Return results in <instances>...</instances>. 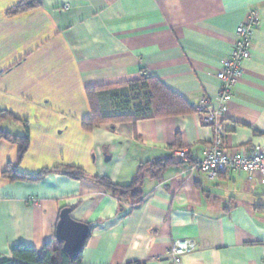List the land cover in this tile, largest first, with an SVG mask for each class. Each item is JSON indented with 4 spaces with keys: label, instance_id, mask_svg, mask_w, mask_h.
Here are the masks:
<instances>
[{
    "label": "crops",
    "instance_id": "crops-1",
    "mask_svg": "<svg viewBox=\"0 0 264 264\" xmlns=\"http://www.w3.org/2000/svg\"><path fill=\"white\" fill-rule=\"evenodd\" d=\"M25 2L35 7L18 10ZM252 11L260 20L253 54L224 118L226 148L248 152L264 147V0H0V131L24 137L27 129L30 138L23 154L0 140V260L21 244L43 249L69 209L91 229L83 264H172L169 250L183 239L196 249L182 264H264L259 177L212 180L175 156L203 161L214 133L202 117L83 126L92 117L89 89L142 75L189 105L216 97L217 75ZM172 155L174 165L145 179L137 204L94 181L128 186L140 166ZM69 168L87 177L72 179ZM14 171L50 173L13 181L5 173Z\"/></svg>",
    "mask_w": 264,
    "mask_h": 264
},
{
    "label": "trees",
    "instance_id": "trees-1",
    "mask_svg": "<svg viewBox=\"0 0 264 264\" xmlns=\"http://www.w3.org/2000/svg\"><path fill=\"white\" fill-rule=\"evenodd\" d=\"M35 7L34 4L30 2H25L20 4L17 8L20 11L29 10ZM110 88H121L129 87L133 93L149 92V100L147 110H145V115L138 114L140 109L136 107V114H131L129 116H120L114 119L102 117L100 110L96 103V93L99 90H103L106 86L94 87L88 90V99L90 102L92 117L83 122V126L86 130L92 131L95 127L104 123H122V122H136L137 120L146 118H168V117H178L189 114H196L193 109V105H189L180 96L174 94L168 90L164 85H162L158 80L142 75L140 80L128 83L121 86H108ZM148 95V94H147ZM148 97V96H147ZM6 116L2 114L0 121L5 119ZM6 139L9 141H14L20 145V154H23L29 146V133L26 129V135L24 137H12L0 131V140ZM175 164V157L169 156L165 159L147 163L146 165L140 166L136 177L133 182L128 186H120L113 183L108 178H95L94 181L103 186L114 198L120 200H127L134 204L141 201L142 198V186L147 177L152 179L159 178L164 171ZM198 163H188V165H196ZM179 165H186L185 163ZM15 173H5L13 181L21 180H32L37 181L41 179L44 175L50 173V171H43L34 177L24 176L17 171ZM64 173L72 179H83L87 175L83 171L76 169H66ZM91 236V229L89 231L88 238ZM87 238V240H88ZM86 240V241H87ZM86 243V242H85ZM85 245V244H84ZM12 258H4L0 260V264H83L82 262V251L75 261H72L69 256L63 250L62 244L57 243L56 239L47 242L43 249L37 250L33 247L26 245H19L15 247L12 251Z\"/></svg>",
    "mask_w": 264,
    "mask_h": 264
},
{
    "label": "built area",
    "instance_id": "built-area-1",
    "mask_svg": "<svg viewBox=\"0 0 264 264\" xmlns=\"http://www.w3.org/2000/svg\"><path fill=\"white\" fill-rule=\"evenodd\" d=\"M260 26L258 13L252 11L246 22L241 24L235 33V42L231 56L225 61L217 78L222 85L219 94L214 98L205 97L193 105L196 114L202 117L203 123L213 130L212 143L205 150V158L196 165H189V172L205 174L215 180L228 172L244 174L253 181L259 177L264 184V147L251 151L245 149L228 150L226 148L227 131L224 118L228 111V102L234 89L239 85L244 74V63L250 59L254 50V33ZM2 113L0 111V118ZM175 156L183 163L189 160L185 151H178ZM196 249L192 239L177 240L169 250L172 264H182V258Z\"/></svg>",
    "mask_w": 264,
    "mask_h": 264
},
{
    "label": "rangeland",
    "instance_id": "rangeland-1",
    "mask_svg": "<svg viewBox=\"0 0 264 264\" xmlns=\"http://www.w3.org/2000/svg\"><path fill=\"white\" fill-rule=\"evenodd\" d=\"M115 89L117 88H110L106 86V88L99 90L96 93V103L102 117L114 119L120 116L136 114V107L139 108V105H141L142 108H139L140 112H138V114L145 115V110H147L148 103L150 102L149 92L133 93L129 87L128 89Z\"/></svg>",
    "mask_w": 264,
    "mask_h": 264
},
{
    "label": "water",
    "instance_id": "water-1",
    "mask_svg": "<svg viewBox=\"0 0 264 264\" xmlns=\"http://www.w3.org/2000/svg\"><path fill=\"white\" fill-rule=\"evenodd\" d=\"M90 228L86 224L74 221L69 209L61 213L55 239L62 244L63 250L72 261L78 259L88 238Z\"/></svg>",
    "mask_w": 264,
    "mask_h": 264
}]
</instances>
